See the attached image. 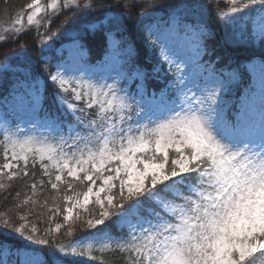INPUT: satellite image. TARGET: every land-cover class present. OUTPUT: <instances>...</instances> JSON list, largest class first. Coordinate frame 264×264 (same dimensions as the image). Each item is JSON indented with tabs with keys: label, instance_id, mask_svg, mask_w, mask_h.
<instances>
[{
	"label": "snow or ice",
	"instance_id": "obj_1",
	"mask_svg": "<svg viewBox=\"0 0 264 264\" xmlns=\"http://www.w3.org/2000/svg\"><path fill=\"white\" fill-rule=\"evenodd\" d=\"M95 2L64 0V8L91 9ZM100 2L102 14L71 29L69 44L56 49V71L48 77L57 88L52 107L44 106L47 85L42 93L31 66L17 67L24 79L0 97V143L5 159L15 161L0 166V179L27 176L31 162L50 177L54 190L61 181L73 189L65 173L87 182L86 191L64 196L70 204L63 209L65 224L81 219L77 209L98 206L90 213L94 218L80 225L92 230L83 242L56 243L60 223L42 234L32 225L24 238L55 248L50 261L26 264H67L68 257L90 255L97 242L101 252L114 244L127 253V264H258L264 258V0H173L162 15H155L160 8L156 0ZM219 2L229 5L227 12L211 11V4ZM48 7L57 10L59 0ZM25 8L34 9L27 11V27L17 15L0 42L8 35L18 38L34 24L40 27L34 19L44 11L39 0ZM133 15L140 24L145 17L154 21L143 25L154 37L151 45L161 50L151 76L135 63L136 49L126 36V21ZM218 29L225 48L259 44V53H253L259 63L249 57L248 64L233 66L229 53L210 48ZM97 34L103 36L106 55L121 50L126 60L111 67L103 60L91 63L86 41ZM40 44L41 59L50 63L53 57L45 54L50 37ZM163 63L168 64L165 83L157 90L150 79L159 83ZM10 67L7 58L0 65ZM242 67L254 79L233 112L224 98ZM27 216L19 215L22 223L13 227L0 215V226L24 236ZM74 231L69 226L65 235Z\"/></svg>",
	"mask_w": 264,
	"mask_h": 264
},
{
	"label": "trees",
	"instance_id": "obj_2",
	"mask_svg": "<svg viewBox=\"0 0 264 264\" xmlns=\"http://www.w3.org/2000/svg\"><path fill=\"white\" fill-rule=\"evenodd\" d=\"M104 3H111V0H103ZM173 0H156V3L160 6L158 13L163 14L164 10L171 4ZM207 2V0H206ZM31 3V0H0V34H4V28L11 26L17 15H26L27 10L25 6ZM78 4H83V0H78ZM211 11L214 13L216 9L227 12L229 5L226 2L212 3ZM23 10V11H22ZM74 13H71L73 12ZM57 12L59 14H57ZM103 8L101 7L100 0H96L94 6L91 9L81 7L79 11L75 8L65 9L64 0L60 1L59 8L57 10H51L47 12L45 21L37 29L34 24L31 29L25 31L18 38H13L8 35L6 42L0 44V65L5 63L7 58L8 63L11 65L10 69H6L0 74V97L7 96L11 90L13 83L17 79H24L22 72H17L16 68H24L31 66V69L35 75H38L41 79V91L44 93L45 83L47 85V91L44 93V106H53V93L57 91V88L50 81L49 73H52L56 68V49L65 42L69 41V36L72 35L71 29L80 27L90 20L98 17L102 14ZM65 20L70 21L68 24H64ZM150 17H145L142 24L137 23V17H133L126 21L127 32L126 36L131 40L134 45L135 52V63L140 67H146L149 70L152 69L153 65H156L160 61L159 56V45L153 47L150 43L154 37H149L145 31H143V25L152 23ZM212 20L219 25V20L213 15ZM27 27V26H25ZM44 36L50 37L51 47L45 51L47 56H52L53 59L49 63L45 59H41V44L40 40ZM86 43L88 44V56L91 63H98L104 59L106 53V44L103 36L97 34L95 36H89ZM210 48H215L217 52L226 51L233 58V66L236 63L240 65H246L249 63V57L254 60L258 55L253 53H259L260 45L257 44L254 48L249 47L248 49H233L225 48L223 46V32L219 35V31L216 32L214 40L209 42ZM121 63L126 60V56L121 51ZM150 58L151 61H148ZM214 59V57H203L204 60ZM223 66V65H221ZM128 65L125 64V69ZM168 69L167 63L162 64L161 75L163 79L159 83L155 79H150V84L158 89L163 87L165 83V72ZM241 80L233 82L230 91L226 90L225 102L232 98L238 99L241 95L245 94V90L248 87L249 81L252 76V72L247 67L241 68ZM246 76V78H244ZM244 78V79H243ZM22 91V90H21ZM232 108L231 104H228ZM83 107V105H79ZM93 112L95 109L92 110ZM8 160L4 157V145L0 144V166L7 163ZM23 169V162L19 166ZM14 170V169H13ZM10 172L11 170H3ZM51 171V181H55V170ZM27 176L21 174L18 178L9 180L7 176L0 179V183L4 184L3 188H0V215L3 219H8L13 222V227L19 226L18 216L22 214H28L27 222L28 228L25 231L24 236L19 233H15L12 228H6L0 226V261L3 264H22L19 261L17 252L20 248H32L42 254L44 259L47 257L49 261L54 254V244L47 246L39 245L31 241H27L24 237L28 234L32 225H35L39 232L42 234L48 227L55 228L56 223L62 225L59 238L56 243L65 242L69 240L79 239L81 242L87 239V234L92 230L87 228H81L80 225L87 219H92L94 216L91 213L92 210L97 209L98 206L90 204L88 206L89 211L83 209H77L80 212V220L74 221L72 224H65L63 209L70 204L64 200L65 195L73 196L75 193H82L86 191L87 182L81 183L80 181L71 180L64 174V179L71 181L73 189L69 190L67 184L64 181L59 182L58 190L51 188L49 182L50 177L45 175L37 163L32 166L31 162L27 168ZM41 181L43 183L41 184ZM99 184V181H97ZM35 185V187H33ZM19 194V195H17ZM103 195V194H102ZM82 196L80 197V199ZM28 200L27 204L23 201ZM59 208L60 213H55L54 209ZM76 211V210H74ZM3 219H0V225H3ZM69 226L75 228L74 233L71 236L65 235ZM114 235H119L113 229ZM95 240V237H92ZM101 242H97L93 245V250L90 255L68 257L66 258L67 264H127L128 254L121 252L115 248L113 244L110 248H106L104 252L100 249ZM80 249L78 248V252ZM8 252V254H6ZM55 255H60L55 253ZM7 257V262L4 261V257ZM258 264H264V258L258 259Z\"/></svg>",
	"mask_w": 264,
	"mask_h": 264
},
{
	"label": "rangeland",
	"instance_id": "obj_3",
	"mask_svg": "<svg viewBox=\"0 0 264 264\" xmlns=\"http://www.w3.org/2000/svg\"><path fill=\"white\" fill-rule=\"evenodd\" d=\"M60 1L61 0H59V4H60ZM39 3H40V5H41V7L44 9V11H42L41 13H39L36 17H34V19L35 20H37V21H40V25L41 24H43L44 23V21H45V18H46V15L48 14L47 12H50L51 10H53V9H51L50 7H48V5L51 3V0H39ZM69 9H71V8H69ZM29 11H34V9H32V10H29ZM71 13H74V11L73 12H71ZM27 14V13H26ZM155 15H159V14H155ZM23 16V15H22ZM24 17V22H25V26H27V20H26V15H24L23 16ZM154 22V21H153ZM213 23H214V25H218L217 23H215V21H213ZM218 31H219V35L220 34H222V31H220L219 29H218ZM180 41H181V43H184V41H183V38H180ZM1 43H3L4 44V42H0V44ZM66 44H69V42L68 43H66ZM66 44H63L64 46H66ZM187 47H191V45L190 44H188L187 46H186V48ZM159 50H160V47H159ZM161 51V50H160ZM160 51H159V54H160ZM105 57H104V63H105V66H107V67H111V66H118L119 64H120V61H121V58H120V50H109L108 52H107V55L105 54L104 55ZM160 56V55H159ZM0 57H1V52H0ZM259 60L260 59H256V61L257 62H259ZM148 61H151L150 60V58H149V60ZM10 69V68H9ZM5 70L4 69H0V74H2L3 72H4ZM56 71V69L53 71V72H55ZM52 72V73H53ZM69 76H72V75H79V73H69L68 74ZM241 76V75H240ZM253 79H254V74H252V77H251V83L253 82ZM237 80H240V77L238 76V78H237ZM109 83H111V81H109ZM250 83V84H251ZM53 84V83H52ZM249 84V85H250ZM55 86V85H54ZM70 86H74V85H70ZM56 87V86H55ZM64 97L66 98V99H70V97H71V93L69 92V93H66V94H64ZM229 102H230V100H227V104H229ZM239 102H240V100H239ZM235 111V110H234ZM233 111V112H234ZM27 125H21V127H26ZM0 140H2V136H0ZM0 144H2V143H0ZM8 156H9V158L11 157V152L9 151V153H8ZM8 162H11V163H13V164H15V161H10V160H8ZM81 200H82V198H81ZM70 206V205H69ZM6 254H8V252H6ZM43 261L44 260V257L42 256V254L41 253H38V252H33L32 250H21L20 252H19V261L22 263V264H26V262L27 261ZM4 261H5V257H4Z\"/></svg>",
	"mask_w": 264,
	"mask_h": 264
},
{
	"label": "bare ground",
	"instance_id": "obj_4",
	"mask_svg": "<svg viewBox=\"0 0 264 264\" xmlns=\"http://www.w3.org/2000/svg\"><path fill=\"white\" fill-rule=\"evenodd\" d=\"M67 45H68V44H66V46H67ZM21 250H22V249H19V252H20ZM23 250H27V249H23ZM23 250H22V251H23Z\"/></svg>",
	"mask_w": 264,
	"mask_h": 264
}]
</instances>
